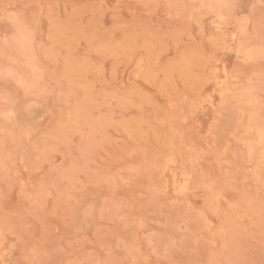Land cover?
Returning a JSON list of instances; mask_svg holds the SVG:
<instances>
[{"label": "rangeland", "instance_id": "374dc122", "mask_svg": "<svg viewBox=\"0 0 264 264\" xmlns=\"http://www.w3.org/2000/svg\"><path fill=\"white\" fill-rule=\"evenodd\" d=\"M262 47L264 0H0V264H264Z\"/></svg>", "mask_w": 264, "mask_h": 264}, {"label": "snow or ice", "instance_id": "6c2138e0", "mask_svg": "<svg viewBox=\"0 0 264 264\" xmlns=\"http://www.w3.org/2000/svg\"><path fill=\"white\" fill-rule=\"evenodd\" d=\"M262 55H264V47L261 49ZM3 84V90L0 95L3 97V103L5 105H10L13 108H15L19 103V90L24 89L25 93L29 92L31 88L25 84V81L22 78H16V75L14 72L9 71L6 74V78L0 82ZM12 85H15L13 88ZM15 112H8V116H13L15 115Z\"/></svg>", "mask_w": 264, "mask_h": 264}]
</instances>
